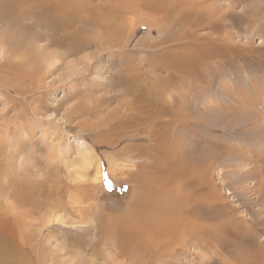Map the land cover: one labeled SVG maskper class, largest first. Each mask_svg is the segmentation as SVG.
Wrapping results in <instances>:
<instances>
[{
	"label": "rangeland",
	"instance_id": "obj_1",
	"mask_svg": "<svg viewBox=\"0 0 264 264\" xmlns=\"http://www.w3.org/2000/svg\"><path fill=\"white\" fill-rule=\"evenodd\" d=\"M11 6L0 264H264V0H87L48 48Z\"/></svg>",
	"mask_w": 264,
	"mask_h": 264
},
{
	"label": "bare ground",
	"instance_id": "obj_2",
	"mask_svg": "<svg viewBox=\"0 0 264 264\" xmlns=\"http://www.w3.org/2000/svg\"><path fill=\"white\" fill-rule=\"evenodd\" d=\"M87 1V0H86ZM85 0H13L12 6L8 5L7 3L4 4L3 6H0V11L4 12L6 10V6H11L14 10H12V13H14L16 16H19L21 14H28L31 17H33L35 20H40L42 21V27H45V29L48 30V33L45 35V40H46V44H45V48H48L50 46H63L66 43H68L69 40H71L72 36H70V34H65V32L67 31V29L71 26H73V24L75 23H79L81 25H85L86 24V19L87 17H85L84 14L81 13L80 10V6L82 4V2H86ZM88 5V6H87ZM85 5L87 8L89 7V4ZM153 7L155 6V10L156 11H164L168 9V6L164 3H162V1H158V2H152L151 4ZM83 7V8H86ZM170 7V6H169ZM90 9V8H89ZM170 10V9H169ZM84 11V10H83ZM14 16V15H13ZM100 19V18H99ZM88 20V19H87ZM44 22H50V25H45ZM141 21V20H140ZM88 22V21H87ZM72 24V25H71ZM88 24V23H87ZM81 27V26H80ZM17 30V29H15ZM21 31V30H20ZM83 31V30H82ZM92 37V36H91ZM85 38V37H84ZM94 38V37H93ZM78 39V40H77ZM91 40V39H89ZM89 40H83V37H76L74 39L75 41H81L78 42V44H74L75 48L69 45H66L67 47V51L66 53L63 54V57H71V56H75L76 54H78L79 51H81L82 48L88 45L86 41ZM86 42V44H85ZM40 45V44H39ZM64 47V46H63ZM58 57V56H57ZM55 58V57H53ZM59 58L61 59V56H59ZM63 60V59H62ZM53 63L52 65H54L56 62H58L59 60L57 59H53L52 60ZM87 67V66H86ZM33 72V71H32ZM72 73V72H71ZM86 164V163H84ZM84 164H80V166L83 167V169L86 167ZM79 166V170H81V167ZM110 166V165H109ZM115 168V167H114ZM87 169V167H86ZM98 171V170H97ZM261 171V170H260ZM114 173L115 170H113ZM100 173V172H99ZM113 173V174H114ZM86 172L82 171L81 174H79L77 172V177L80 179L81 176L85 177ZM260 175V174H259ZM143 178V177H142ZM144 183L142 185L143 189L146 187V184L148 183V178L147 176H144ZM156 178V177H155ZM87 179V177L85 178V180ZM91 180V179H90ZM95 180V178L93 179ZM96 180L99 181V177L96 178ZM143 181V180H142ZM262 181V180H261ZM140 182V181H139ZM97 183V182H96ZM151 184V183H150ZM149 184V185H150ZM136 185V184H135ZM141 185V184H140ZM154 185V184H153ZM137 187V186H135ZM264 187L262 182L259 183L258 186L255 187V190L259 191L261 189V191H264ZM141 188V187H140ZM147 188V187H146ZM254 189V188H253ZM149 192V191H147ZM260 194V193H259ZM52 215V214H50ZM58 218V217H57ZM155 218V217H154ZM149 219V218H148ZM147 219V220H148ZM50 220V218H49ZM47 220V221H49ZM59 220V219H58ZM56 221V220H55ZM144 223V222H143ZM149 223V224H148ZM153 222H147L146 226H150V224ZM48 224V223H46ZM127 225H129V223H120V228L121 230L123 229H127ZM132 225V224H131ZM183 225V224H182ZM44 226V225H43ZM118 228V229H120ZM131 228V227H130ZM150 228V227H149ZM137 229V228H136ZM153 229V228H152ZM163 229V228H162ZM164 230V229H163ZM148 231V230H147ZM116 232V231H115ZM142 231H138V233H141ZM154 232V231H153ZM122 235V233H121ZM142 235V234H141ZM138 236V235H137ZM140 236V235H139ZM144 236V235H143ZM162 236V235H161ZM177 236V235H176ZM139 238V237H138ZM143 239V237H141ZM132 239L133 243L137 244V238L133 235H130V238ZM161 239V238H160ZM126 240V239H125ZM162 240V239H161ZM157 242V241H156ZM123 243V242H122ZM121 243V244H122ZM173 244V243H172ZM21 245V244H20ZM37 245V244H36ZM25 246V245H24ZM11 248V249H10ZM6 250L9 251L11 250V255L8 257V262L7 264H10L12 259V257H20L23 255L18 254V252H16L14 250L13 247H6ZM124 251V250H123ZM7 255V254H6ZM5 259V257H4ZM22 260V259H20ZM19 260V261H20ZM18 261V263L20 264V262ZM23 261L25 262V260L23 259ZM23 263V262H21ZM25 264V263H24Z\"/></svg>",
	"mask_w": 264,
	"mask_h": 264
}]
</instances>
